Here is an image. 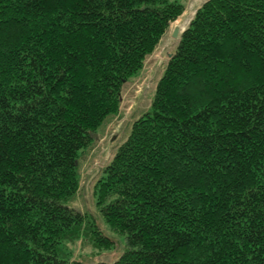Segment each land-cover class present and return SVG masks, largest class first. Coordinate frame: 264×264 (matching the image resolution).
I'll list each match as a JSON object with an SVG mask.
<instances>
[{
    "label": "trees",
    "instance_id": "16d2710c",
    "mask_svg": "<svg viewBox=\"0 0 264 264\" xmlns=\"http://www.w3.org/2000/svg\"><path fill=\"white\" fill-rule=\"evenodd\" d=\"M181 0H0V264H264V0H204L75 205ZM173 36V35H172Z\"/></svg>",
    "mask_w": 264,
    "mask_h": 264
},
{
    "label": "rangeland",
    "instance_id": "374dc122",
    "mask_svg": "<svg viewBox=\"0 0 264 264\" xmlns=\"http://www.w3.org/2000/svg\"><path fill=\"white\" fill-rule=\"evenodd\" d=\"M185 4L183 16L177 18L170 27L166 36L160 41L158 47L145 61L143 69L133 75L122 90L119 116L103 127L96 134L94 147L89 150L80 165V189L75 200V205L85 211L94 210L93 185L101 168L111 160L112 155L121 139L122 133L127 128L128 122L133 116L145 110L155 88V82L160 76L167 54L172 50L181 30L187 26L194 14L196 7L204 0H181ZM178 27L176 37L172 36L174 27ZM75 258L86 264H94L97 261H112L118 255L117 252H96L90 248H82L77 243L74 247Z\"/></svg>",
    "mask_w": 264,
    "mask_h": 264
},
{
    "label": "water",
    "instance_id": "95a60500",
    "mask_svg": "<svg viewBox=\"0 0 264 264\" xmlns=\"http://www.w3.org/2000/svg\"><path fill=\"white\" fill-rule=\"evenodd\" d=\"M177 33H178V27L176 26L174 27L173 32H172L173 37H176ZM94 136L96 137V134H94Z\"/></svg>",
    "mask_w": 264,
    "mask_h": 264
}]
</instances>
